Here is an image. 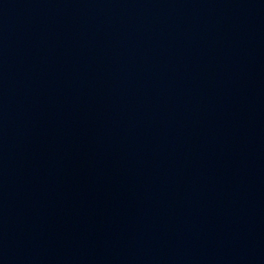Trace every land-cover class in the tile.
I'll list each match as a JSON object with an SVG mask.
<instances>
[{"label": "water", "instance_id": "1", "mask_svg": "<svg viewBox=\"0 0 264 264\" xmlns=\"http://www.w3.org/2000/svg\"><path fill=\"white\" fill-rule=\"evenodd\" d=\"M182 0H0V135L61 99Z\"/></svg>", "mask_w": 264, "mask_h": 264}]
</instances>
